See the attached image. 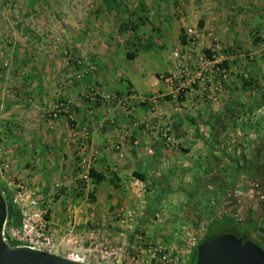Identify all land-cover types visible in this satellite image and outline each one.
Listing matches in <instances>:
<instances>
[{
	"label": "crops",
	"instance_id": "obj_1",
	"mask_svg": "<svg viewBox=\"0 0 264 264\" xmlns=\"http://www.w3.org/2000/svg\"><path fill=\"white\" fill-rule=\"evenodd\" d=\"M181 7L177 12L159 10L160 20L140 27L141 36L128 43L130 49L107 47L103 39L101 52L83 58L93 60L95 69L74 85L60 86L61 69H47L43 57L31 59L20 71L23 94L10 103L9 113H0V187L19 182L48 198L58 188L59 198L50 206L55 236L65 239L77 224L91 219L82 204L88 194L101 219L108 207L118 206L106 220L119 217L125 222L133 218L128 207L157 193V186L177 204L214 207L212 220L231 214L252 225L247 220L256 208L255 182L260 178L253 174H264V141H254L249 131L251 125L264 124V0H184ZM194 25L211 31L216 43L212 51L228 70L217 102L166 97L140 103L133 108L131 119L137 126H132L122 106L84 101L92 85L118 96L132 91L148 98L165 92L157 76L174 70L171 52L183 43L184 30ZM200 47L207 48V40ZM62 100L69 102L74 128L65 114L47 118ZM82 126L89 133L87 144L97 153L88 172L98 175V181L80 178L72 141L81 137L75 130ZM244 141L252 142L253 155L244 149ZM118 142L121 146L113 150ZM69 194H78L82 203L76 208L70 203L69 212H60L59 204ZM228 195L236 201L230 203Z\"/></svg>",
	"mask_w": 264,
	"mask_h": 264
},
{
	"label": "rangeland",
	"instance_id": "obj_2",
	"mask_svg": "<svg viewBox=\"0 0 264 264\" xmlns=\"http://www.w3.org/2000/svg\"><path fill=\"white\" fill-rule=\"evenodd\" d=\"M183 2L184 0H0V113H9L10 103H14L15 98L18 95L20 98V94H23L24 80L19 79V75L20 71L28 68L27 64L31 59L34 62L37 57H43L47 59V69L51 67V71H54L57 68L63 73L67 71L64 51L80 59L87 55L94 56V53L104 49L99 44L103 39L107 42V47L130 49L132 46L129 47L128 43L141 36L138 35L140 27L148 28L154 21L160 20L159 10L164 12L174 9L177 12L182 8ZM86 60L90 61L89 58ZM91 62L95 68L94 61ZM59 85L66 86L69 83L60 80ZM249 131L255 137L254 141L259 139L263 144L264 124L251 125ZM244 146L246 152L250 151L253 155L252 142L244 141ZM242 159L239 156V161ZM253 175L256 180L260 177L255 182L258 200L254 214L247 221L252 223L254 229H261L258 238L264 245V174ZM160 187L162 186H157L159 189ZM54 189L52 203L59 198L58 188ZM159 189L136 205L129 206L128 210L133 218L125 222L119 217L106 220L112 210L116 212L121 207H108L102 220L97 215L98 207L94 205L93 196L88 194L82 203L77 199L78 194H69L59 204L60 212H69L70 203L75 208L82 203L91 214V219L77 224L76 231L71 236L68 233L65 239L64 236L55 237L64 250L67 248L76 251L81 263L85 264H137V261L149 257L146 248L154 243L168 248L178 258L177 264H187L214 217V207H205L201 203L192 209L187 204H177L174 199L167 198L168 193L164 192L163 195V191ZM5 199L9 201L8 196ZM227 200L230 203L236 201L232 195H228ZM5 203L6 220H9L14 209L8 202ZM183 211H194L195 214L185 215ZM239 220H243V216ZM215 232L231 234L232 231L227 225L219 224ZM249 239L255 241L254 233L250 234Z\"/></svg>",
	"mask_w": 264,
	"mask_h": 264
},
{
	"label": "built area",
	"instance_id": "obj_3",
	"mask_svg": "<svg viewBox=\"0 0 264 264\" xmlns=\"http://www.w3.org/2000/svg\"><path fill=\"white\" fill-rule=\"evenodd\" d=\"M183 35V43L170 55L174 61V70L157 76V79L163 83L165 92H158L148 98L135 96L132 91L118 96L92 85L83 95L84 101L88 105L100 101L108 106L112 103L122 106L128 117L127 120L131 121L132 126H137L136 122L131 119L133 108L140 103L154 104L157 99L166 97H170L176 102L195 101L200 104L217 102L219 95L224 90L228 70L223 66V60L212 51L216 43L211 31L194 25L186 28ZM204 39L207 40V48L200 47ZM63 55L67 71L61 74V80L69 85L80 81L83 75L95 69L93 63L86 59L70 56L66 51L63 52ZM68 110L69 102L62 100L48 112L47 118L54 120L65 114L68 122L74 128L76 126L73 124ZM142 126L145 129L150 128L148 123H143ZM75 132L81 134V137L77 139L73 136L72 141L76 145L77 167L82 170L81 180L87 181L90 179L89 166L95 160L97 153L87 144L89 133L86 127H77ZM125 136V131H123L120 141ZM132 144L136 145L137 142L133 141ZM120 146L121 143L118 142L113 144L112 149L118 150ZM0 191L3 199L8 196L10 203L15 207L18 218V223L15 226L9 225L5 218L0 231L2 241L11 247L42 251L81 263L76 251L67 248L64 250L51 228L50 206L54 196L52 198L45 197L37 188L19 182L10 183L6 185V188H0ZM146 252L149 257L137 261V264H177L178 262V258L170 253L168 248L162 247L158 243L147 246Z\"/></svg>",
	"mask_w": 264,
	"mask_h": 264
},
{
	"label": "water",
	"instance_id": "obj_4",
	"mask_svg": "<svg viewBox=\"0 0 264 264\" xmlns=\"http://www.w3.org/2000/svg\"><path fill=\"white\" fill-rule=\"evenodd\" d=\"M6 218V203L0 191V231ZM0 264H85L23 247H11L0 237ZM194 264H264V251L245 235L220 234L196 247Z\"/></svg>",
	"mask_w": 264,
	"mask_h": 264
},
{
	"label": "trees",
	"instance_id": "obj_5",
	"mask_svg": "<svg viewBox=\"0 0 264 264\" xmlns=\"http://www.w3.org/2000/svg\"><path fill=\"white\" fill-rule=\"evenodd\" d=\"M128 59H130V57H128ZM67 62V61H66ZM89 176L94 178L95 181H98L100 179V177L98 175H94L92 172H88ZM1 188V187H0ZM5 202H8L9 206H11L14 209V213L12 218H10L8 221L9 225L11 226H15L18 223V218H17V213L15 210V207L10 203V201H7L4 198ZM222 225L225 226L227 225L228 227L231 228V234L236 236V237H241L242 235H245L246 238L252 242L253 244L257 245L260 249H262L264 251V245L259 241L260 239L258 238V235H260V228L258 227L257 230L254 229L252 227V225H250V223H245L241 220L236 219L233 215L231 214H227V215H223L220 216L218 218H214L210 224L208 225L205 234L203 235V237L201 238V240L197 243L200 244L203 241L209 240L217 235H220V233H216L215 229L218 225ZM254 233L255 235V241H251L249 239L250 234ZM197 247V246H196ZM196 247L193 251V255L191 258V261L189 264H194L195 263V256H196Z\"/></svg>",
	"mask_w": 264,
	"mask_h": 264
}]
</instances>
